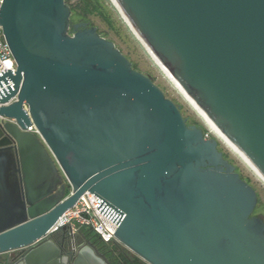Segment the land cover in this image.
<instances>
[{
  "label": "water",
  "instance_id": "obj_1",
  "mask_svg": "<svg viewBox=\"0 0 264 264\" xmlns=\"http://www.w3.org/2000/svg\"><path fill=\"white\" fill-rule=\"evenodd\" d=\"M105 1L264 175V0ZM71 16L66 0H3L16 69L0 75V115L15 120L0 124V255L67 263V226L52 228L90 192L148 264H264L257 191L218 138ZM70 264L111 263L85 246Z\"/></svg>",
  "mask_w": 264,
  "mask_h": 264
},
{
  "label": "rangeland",
  "instance_id": "obj_2",
  "mask_svg": "<svg viewBox=\"0 0 264 264\" xmlns=\"http://www.w3.org/2000/svg\"><path fill=\"white\" fill-rule=\"evenodd\" d=\"M80 0H68V4L75 5ZM97 3L98 9L90 11L88 14L83 15L79 10L75 13L72 12L71 28L73 24L86 22L89 26L97 28L101 36L110 39L121 50V52L131 61L133 68L136 70L150 75L155 82L165 93V95L172 99L175 103L181 105V111L185 117H188V122L194 123L203 128L209 137L214 135L209 132L207 127L203 124L196 112L182 99L177 91L170 85L157 68L151 63L149 57L144 52L141 44L133 36L124 23L116 16L115 12L108 5L105 0H94ZM219 148L224 152L227 159L230 160L236 167L241 177L250 185H252L258 194V202L255 207L253 215L259 216L264 219V183L255 177V175L248 170V168L219 140ZM133 253V252H132ZM6 254L0 256L5 258Z\"/></svg>",
  "mask_w": 264,
  "mask_h": 264
},
{
  "label": "built area",
  "instance_id": "obj_3",
  "mask_svg": "<svg viewBox=\"0 0 264 264\" xmlns=\"http://www.w3.org/2000/svg\"><path fill=\"white\" fill-rule=\"evenodd\" d=\"M2 4L3 0H0V11ZM15 69V59L3 34V28L0 25V75L8 70L15 72ZM5 121L15 120L0 115V124H3ZM27 130L38 134L34 125L29 126ZM207 137H209L208 133ZM108 211L109 208L104 205L101 198L90 192L84 193L80 196L74 207L70 208L59 218L53 226L52 231L59 230L62 226L66 225L69 234L73 235L77 234L82 228H87L92 230L105 243L121 244L115 235L118 227L117 223L114 220L113 214Z\"/></svg>",
  "mask_w": 264,
  "mask_h": 264
},
{
  "label": "bare ground",
  "instance_id": "obj_4",
  "mask_svg": "<svg viewBox=\"0 0 264 264\" xmlns=\"http://www.w3.org/2000/svg\"><path fill=\"white\" fill-rule=\"evenodd\" d=\"M134 36V35H133ZM135 37V36H134ZM136 38V37H135ZM140 43V42H139ZM141 44V43H140ZM144 52L149 57L151 63L159 70V72L164 76V78L170 83V85L177 91V93L182 96V99L192 108L196 115L200 118L203 124L207 127L209 132L215 135L218 140H220L224 146H226L236 157L239 159L250 172H252L257 179L264 183V175L261 174L257 169H255L248 160L236 149V147L229 141V139L224 135V133L218 128V126L210 120L207 114L178 86L163 67L154 59V57L144 48L141 44Z\"/></svg>",
  "mask_w": 264,
  "mask_h": 264
},
{
  "label": "trees",
  "instance_id": "obj_5",
  "mask_svg": "<svg viewBox=\"0 0 264 264\" xmlns=\"http://www.w3.org/2000/svg\"><path fill=\"white\" fill-rule=\"evenodd\" d=\"M66 2H68V0H66ZM70 7L73 13L79 10L83 15L88 14L92 10L98 9V5L97 3H94V0H80L77 4L70 5ZM68 192L69 190L67 193ZM80 232L85 238L92 239L96 244L100 245L101 250L112 264H148L121 244H111L101 241V239L90 229L82 228ZM3 260L4 258H1L0 262Z\"/></svg>",
  "mask_w": 264,
  "mask_h": 264
},
{
  "label": "flooded vegetation",
  "instance_id": "obj_6",
  "mask_svg": "<svg viewBox=\"0 0 264 264\" xmlns=\"http://www.w3.org/2000/svg\"><path fill=\"white\" fill-rule=\"evenodd\" d=\"M186 118L188 119V117ZM188 124H194V123L188 122ZM224 157L226 158L225 154H224ZM56 242L59 245V247H61L60 249L62 251V254L68 257L67 263L65 264L72 263L74 261V257L79 252V250L85 246H90L96 253L100 255H104L106 257V255L101 250L100 245L96 244L92 239L85 238V236L80 231L77 234L72 235V234H69L67 230H63L56 237ZM20 261L21 259H20L19 254L14 255L13 262L9 261L8 255H6V257L4 258L2 262H0V264H20ZM108 261L110 262L109 259Z\"/></svg>",
  "mask_w": 264,
  "mask_h": 264
}]
</instances>
